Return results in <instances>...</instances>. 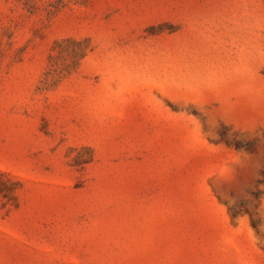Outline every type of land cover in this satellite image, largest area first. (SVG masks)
<instances>
[{
	"label": "rangeland",
	"instance_id": "374dc122",
	"mask_svg": "<svg viewBox=\"0 0 264 264\" xmlns=\"http://www.w3.org/2000/svg\"><path fill=\"white\" fill-rule=\"evenodd\" d=\"M0 264H264V0H0Z\"/></svg>",
	"mask_w": 264,
	"mask_h": 264
}]
</instances>
